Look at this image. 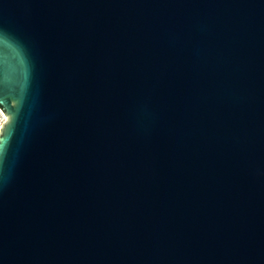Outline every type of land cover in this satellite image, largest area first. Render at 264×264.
<instances>
[{"label":"water","instance_id":"obj_1","mask_svg":"<svg viewBox=\"0 0 264 264\" xmlns=\"http://www.w3.org/2000/svg\"><path fill=\"white\" fill-rule=\"evenodd\" d=\"M0 264H264V0H0Z\"/></svg>","mask_w":264,"mask_h":264},{"label":"rangeland","instance_id":"obj_2","mask_svg":"<svg viewBox=\"0 0 264 264\" xmlns=\"http://www.w3.org/2000/svg\"><path fill=\"white\" fill-rule=\"evenodd\" d=\"M6 122V116H5V112L2 110V108L0 107V130L2 125Z\"/></svg>","mask_w":264,"mask_h":264},{"label":"flooded vegetation","instance_id":"obj_3","mask_svg":"<svg viewBox=\"0 0 264 264\" xmlns=\"http://www.w3.org/2000/svg\"><path fill=\"white\" fill-rule=\"evenodd\" d=\"M2 109H3V107L2 106H0Z\"/></svg>","mask_w":264,"mask_h":264}]
</instances>
